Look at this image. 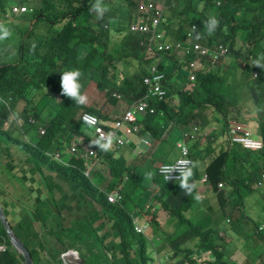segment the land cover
Segmentation results:
<instances>
[{"label": "clouds", "instance_id": "1", "mask_svg": "<svg viewBox=\"0 0 264 264\" xmlns=\"http://www.w3.org/2000/svg\"><path fill=\"white\" fill-rule=\"evenodd\" d=\"M29 2L12 3L0 14V70L24 65L30 36L33 42L38 34L43 38L51 20L62 27L71 17L75 28L77 20L88 22L102 55L95 64L101 62L118 83L113 103L98 89L99 71L91 65L83 68L72 60V67H60L57 95L75 105L67 123L81 121L85 134L68 127L64 146L43 155L37 148L45 126L32 116L25 124L23 100L10 108L13 95L30 93L7 91L1 99L9 112L3 130L13 140L0 141V207L31 264H102L110 237L95 247L87 236L82 240L80 227L82 211L101 198L124 207L137 234L149 240L162 236L148 247L149 264L213 262L211 251L188 253L187 246L216 232L230 242L243 224L249 246L258 251L249 234L264 238V223H252L257 217L247 199L261 207L257 220L264 222V116L259 111L264 105V0ZM39 8L44 11L33 19V9ZM13 32L20 35L15 62L14 48L7 44ZM207 76L217 78L213 93L201 85ZM84 77L93 82L87 89ZM28 80L21 76L19 86ZM86 90L104 95L109 106L88 105ZM183 94L201 103L195 110L201 118L188 126L176 123ZM59 108L58 99L51 101L45 121L53 120ZM0 222L9 241L0 242V255L12 256V264H28ZM163 243L168 247L158 251ZM233 247L228 263L251 264L240 243Z\"/></svg>", "mask_w": 264, "mask_h": 264}, {"label": "trees", "instance_id": "2", "mask_svg": "<svg viewBox=\"0 0 264 264\" xmlns=\"http://www.w3.org/2000/svg\"><path fill=\"white\" fill-rule=\"evenodd\" d=\"M19 2L28 3L29 1L19 0ZM10 4H12V0H0V14L3 13L4 16L8 11L7 6ZM43 11V8L33 9L31 14L33 19ZM27 18H29L28 15ZM64 21L67 22L62 27H59L60 23L53 24V20H51L46 25L47 35L43 38L37 36L34 42V35L30 36L24 44V65L19 68L3 67L0 70V141L3 138H5V141L13 140L10 133L3 130L4 123L9 117V112L5 109V104L1 99H4L7 91H12L19 95L28 91L30 96L19 97L13 95L14 102L10 104V108L13 111L17 102L23 100L26 106L21 117L24 119L25 124H27L28 118L32 116L45 126L46 135L38 142L37 149L39 152L37 154L39 155H43V151H53L62 148L66 140L68 127L85 134V126L81 121L67 123L75 109V105L59 98L57 95L55 82L60 67L62 69H65L64 67H72L70 65L72 60L83 68L91 65L95 70L99 71L95 74L98 89L105 91L113 103L115 101L112 94L118 90L117 80H112L108 76L107 67L99 66L101 62L98 65L95 64L102 59V55L94 48L95 38L91 29L88 30V22L77 20L78 26L75 28L73 27L75 20L72 21L71 17L64 19ZM28 67H30V70ZM21 76L29 79L26 81L25 87L19 86L18 82ZM216 81L217 78L212 76L201 77V85L211 93H213L212 87ZM121 91L128 93L126 89ZM54 99H58L60 108L56 117L50 122H46L43 113ZM181 99L182 104L178 108L176 115L178 121L176 123L177 125L188 126L189 123L201 118V114L195 113L201 103L196 101L192 94H183ZM259 111L264 116V105L259 108ZM95 112L99 113L98 111ZM212 119L217 120L216 117ZM26 129H30L29 126H26ZM44 157L48 161V158ZM115 170L118 172L119 168L117 167ZM220 175V172L216 173L214 175L215 179H218ZM213 188L216 190L217 186L213 184ZM126 211L124 207L109 205L103 198L97 200L96 206H91V208L82 211L83 216L80 226L82 240L84 236H87L95 247H100L99 241L104 242L107 237H110L109 246L102 253V264H149L148 247L155 245L162 238L161 235L157 234V240H149L146 236L137 234L134 230L133 220ZM128 223H131L133 227ZM109 224H112V226L106 230V226ZM243 225L238 228V231H242V233L231 236L230 242L224 239L226 236L220 237L218 232H216L207 236L196 237L187 246V251L188 253H194L197 249L209 250L213 254L214 261L208 262V264H230L227 259L230 257L231 252L234 253L236 251L233 245L238 242L241 244L242 251L247 255L251 264H264V238L259 233L255 234L254 231L249 234L256 241L258 251L253 250L244 243V238L247 235ZM74 228L77 232L79 228L77 222ZM101 232H103L102 235L100 234ZM226 235L229 236L227 233ZM77 237L78 235L76 234L75 238ZM0 242H9L1 222ZM245 242L249 243L248 237L245 238ZM167 247L168 244L163 243L158 248V251H162ZM174 248L176 250L178 247L174 246ZM105 250L110 252V256L105 253ZM177 255L178 253L175 251V256Z\"/></svg>", "mask_w": 264, "mask_h": 264}, {"label": "rangeland", "instance_id": "3", "mask_svg": "<svg viewBox=\"0 0 264 264\" xmlns=\"http://www.w3.org/2000/svg\"><path fill=\"white\" fill-rule=\"evenodd\" d=\"M31 2H29V4H34V2L36 0H29ZM194 2L198 1V0H193ZM19 0H12V3H18ZM40 36V34H38ZM20 41V35L17 32H13V36L11 38V40L9 41V43L11 46H13V51L14 54L10 57L12 62H15L19 59V51H18V46L16 44H18ZM6 45V44H5ZM4 45V46H5ZM82 83L84 85V88L86 87L89 88L93 82L90 83V80L87 77H84V79H82ZM90 83V84H89ZM87 84H89L88 86H86ZM85 90V89H84ZM85 92H87V94L90 97V102L88 103V105H91V103H93V105H98L101 106L103 109L106 106H109V103H107L106 98L104 95L101 96H97L96 94H94L92 91L86 90ZM121 109H118L116 113H119ZM137 193H139V191L137 190ZM134 200V199H132ZM248 203L251 204V207L253 208V215L257 217V219L260 217L261 214V207L253 205L252 204V197H249L247 199ZM257 219H253V224L256 225L257 223H264L262 220H257ZM247 237V236H246ZM245 237V238H246ZM245 238H244V243L246 245H249L251 242L246 243L245 242ZM153 249V248H152ZM13 262V258L12 256L8 255V254H1L0 255V264H12Z\"/></svg>", "mask_w": 264, "mask_h": 264}, {"label": "water", "instance_id": "4", "mask_svg": "<svg viewBox=\"0 0 264 264\" xmlns=\"http://www.w3.org/2000/svg\"><path fill=\"white\" fill-rule=\"evenodd\" d=\"M0 219H1L2 223L4 224L6 230L9 232V235L12 238L13 242L24 252V254H25L26 258H27L28 264H31V261H30V258H29L28 253L25 251V249L23 248V246L10 233L9 226L7 224V221L5 219V216H4L3 212H2L1 207H0Z\"/></svg>", "mask_w": 264, "mask_h": 264}]
</instances>
